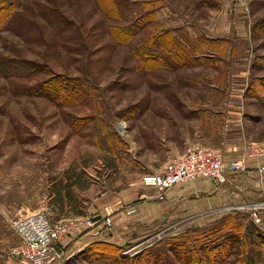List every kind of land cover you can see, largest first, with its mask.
Listing matches in <instances>:
<instances>
[{"label": "rangeland", "instance_id": "obj_1", "mask_svg": "<svg viewBox=\"0 0 264 264\" xmlns=\"http://www.w3.org/2000/svg\"><path fill=\"white\" fill-rule=\"evenodd\" d=\"M112 1H0L14 6L0 25V66L20 62L9 75L0 70V264L17 243L16 217L43 209L57 221L81 218L129 173L160 172L172 158L154 151L156 135L185 127L187 115L205 130L192 144L225 152L233 116L241 140L264 142V0H115L116 13ZM144 56L162 65L149 69ZM49 79L75 80L83 94L33 92ZM236 211L249 216L235 218L241 238L224 264H264L262 215L257 222ZM226 213L165 221L135 254L153 248L163 264H184L166 239L209 231ZM72 264L87 262L79 255Z\"/></svg>", "mask_w": 264, "mask_h": 264}, {"label": "crops", "instance_id": "obj_2", "mask_svg": "<svg viewBox=\"0 0 264 264\" xmlns=\"http://www.w3.org/2000/svg\"><path fill=\"white\" fill-rule=\"evenodd\" d=\"M218 120L219 116L216 113V121ZM184 123L185 127H178V131H176L177 128L166 126L164 137L157 134L155 144L157 150L154 151L159 152L158 154L165 153L166 157L173 158L182 155L189 144L203 140L202 135L205 130L201 129V123L198 124V120L196 121L194 117L189 118L187 115ZM240 123L239 118L233 116L225 123L226 127L224 125L225 137L221 144L225 151L222 152L225 162L238 157L247 144L241 140L240 133L236 132L237 125ZM173 131L176 132L173 133ZM227 131L229 134L226 133ZM262 162L264 159L257 161V163ZM256 165V162L250 161L246 172L230 175L228 182L223 185H214L205 178L178 184L167 190L162 200L157 199L155 188L144 186L141 183L139 173L136 175L129 173L131 177L128 176L126 182L122 181L120 185L110 188L111 185L107 186L105 183L107 187L91 201L85 216L81 218L92 216L99 221L103 217H110L112 230L100 238L124 245L129 253L135 254L152 236L154 239V230L165 221L181 220L187 223L189 219L191 222L206 218L214 219L215 214L220 216L228 211L249 210L251 205L263 202L264 183L261 185L257 179ZM19 210L29 211L31 209L21 206ZM262 212L264 213L263 209L260 210V215L264 220ZM50 218L52 221H57L52 216ZM91 231L92 229L86 227H76L64 236L62 241L67 256L62 264H72L89 243L100 239L93 237ZM4 264L29 263L8 256ZM47 264H57V261L50 260Z\"/></svg>", "mask_w": 264, "mask_h": 264}, {"label": "built area", "instance_id": "obj_3", "mask_svg": "<svg viewBox=\"0 0 264 264\" xmlns=\"http://www.w3.org/2000/svg\"><path fill=\"white\" fill-rule=\"evenodd\" d=\"M263 159L264 142L247 143L239 156L228 162L224 161L220 151L192 144L185 147L182 155L170 159L160 172L144 173L140 180L144 186L155 188L157 199L162 200L170 188L198 178L208 179L214 185L226 184L230 175L246 172L248 163L254 161L257 164V179L263 185L264 162L257 163ZM262 209L264 201L249 207L257 222L262 221ZM76 227L92 229L91 235L100 238L112 230V220L106 216L99 221L95 217L52 221L43 209L23 214L11 222L17 243L11 247L9 254L29 264H47L50 260L62 264L67 256L62 240Z\"/></svg>", "mask_w": 264, "mask_h": 264}, {"label": "trees", "instance_id": "obj_4", "mask_svg": "<svg viewBox=\"0 0 264 264\" xmlns=\"http://www.w3.org/2000/svg\"><path fill=\"white\" fill-rule=\"evenodd\" d=\"M111 9H113L114 12L117 10L115 0L112 1ZM13 10L14 6L11 3L0 6V25L9 20V16L12 15ZM165 32V34H169L168 30ZM168 37L170 36L168 35ZM171 46L172 43H165L166 48L164 50L168 52L171 51L173 49ZM176 50H179V48H176ZM176 57L178 59L177 53ZM161 60H163L161 56L143 57V61H146V63L148 61V65H145L149 69L161 66ZM9 63V61H4L2 62V66H0V70L5 76L12 73L11 67H20V62H15L11 66ZM23 68L27 70L25 72L29 73H34L36 71V68H32L30 65H24ZM33 92L36 94H61L66 97L72 94L70 95L72 99H75V97L78 99L83 94L77 81L68 80L67 82V79L65 82L59 81L58 83L52 82L51 79L46 80L35 86ZM239 215L241 217L249 216L246 212L231 211L218 218L216 220L217 222L211 226L212 229L209 231L201 227H194L188 229L185 234L171 236L166 239V245L170 246V248H168L169 252L184 264H224L226 255L229 253L228 250L232 247L231 243L235 241L238 242L241 238V223H238L235 219L237 216L239 217ZM261 230L264 232V229ZM210 232H216L214 240ZM210 239H212V242L208 243ZM125 248L126 246L124 245H118L100 238L99 240H94L89 243L81 256L87 264H163L164 259L162 253H153V248H146L132 256L122 254ZM235 262H237V260L226 262V264H234Z\"/></svg>", "mask_w": 264, "mask_h": 264}]
</instances>
